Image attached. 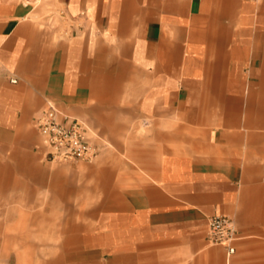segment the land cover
Here are the masks:
<instances>
[{
	"label": "crops",
	"instance_id": "crops-1",
	"mask_svg": "<svg viewBox=\"0 0 264 264\" xmlns=\"http://www.w3.org/2000/svg\"><path fill=\"white\" fill-rule=\"evenodd\" d=\"M0 62L18 79L0 74V258L264 264L262 0H0ZM51 104L127 151L52 168ZM216 214L231 255L209 243Z\"/></svg>",
	"mask_w": 264,
	"mask_h": 264
},
{
	"label": "built area",
	"instance_id": "built-area-1",
	"mask_svg": "<svg viewBox=\"0 0 264 264\" xmlns=\"http://www.w3.org/2000/svg\"><path fill=\"white\" fill-rule=\"evenodd\" d=\"M1 73L13 83L18 81L0 62ZM36 125L49 161L70 163L83 160L91 163L101 152L100 145L87 139V129L82 121L61 112L52 104L37 117ZM207 236L210 244L225 246L229 255L235 252L234 242L238 238V230L230 217L222 214L212 216Z\"/></svg>",
	"mask_w": 264,
	"mask_h": 264
},
{
	"label": "rangeland",
	"instance_id": "rangeland-1",
	"mask_svg": "<svg viewBox=\"0 0 264 264\" xmlns=\"http://www.w3.org/2000/svg\"><path fill=\"white\" fill-rule=\"evenodd\" d=\"M262 2L264 3V0H262ZM40 140V137H39ZM107 144L101 146V152L99 154V156L95 159V161L93 162H86L83 160H77L74 162H70V163H59V162H53L51 164L52 168H65V169H70L72 171V174H81L82 172H88L90 170H93L97 165L101 164L102 161H100L101 156L105 153H122V152H126V145H116V144H110L109 140H106ZM123 164H126V162H123ZM78 179V178H77ZM79 179L77 181H72V190H77V186L80 185ZM82 183V182H81ZM40 196H47V193L45 194H40ZM71 200L72 203L75 204V202L77 203V201L79 200L78 197V193L76 192H72L71 195ZM44 227V228H43ZM46 227L47 226H42L44 231H40L39 232V244L40 245H44L46 243V239H47V232H46ZM41 230V229H40ZM27 259L25 257L22 258H17V257H1L0 258V264H8V262H24V260ZM35 260L38 258H34ZM45 259V257H41L39 258V260H43Z\"/></svg>",
	"mask_w": 264,
	"mask_h": 264
}]
</instances>
